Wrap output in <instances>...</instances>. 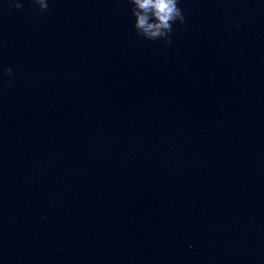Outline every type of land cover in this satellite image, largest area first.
<instances>
[{
  "label": "water",
  "instance_id": "water-1",
  "mask_svg": "<svg viewBox=\"0 0 264 264\" xmlns=\"http://www.w3.org/2000/svg\"><path fill=\"white\" fill-rule=\"evenodd\" d=\"M48 3L0 0V264H264V0H181L171 45Z\"/></svg>",
  "mask_w": 264,
  "mask_h": 264
},
{
  "label": "clouds",
  "instance_id": "clouds-1",
  "mask_svg": "<svg viewBox=\"0 0 264 264\" xmlns=\"http://www.w3.org/2000/svg\"><path fill=\"white\" fill-rule=\"evenodd\" d=\"M41 10L49 7L48 0H32ZM17 9L21 8L22 0H12ZM131 14L134 17L133 27L137 35L147 40L164 38L166 44L172 43L173 25L185 22V13L180 6L181 0H129ZM9 77L14 75L12 68H5ZM9 84L12 83L10 79ZM191 247V245H189Z\"/></svg>",
  "mask_w": 264,
  "mask_h": 264
}]
</instances>
